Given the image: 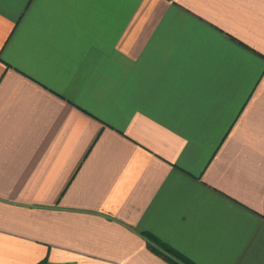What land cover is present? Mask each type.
<instances>
[{"label": "crops", "instance_id": "crops-1", "mask_svg": "<svg viewBox=\"0 0 264 264\" xmlns=\"http://www.w3.org/2000/svg\"><path fill=\"white\" fill-rule=\"evenodd\" d=\"M264 264V0H0V264Z\"/></svg>", "mask_w": 264, "mask_h": 264}, {"label": "trees", "instance_id": "trees-1", "mask_svg": "<svg viewBox=\"0 0 264 264\" xmlns=\"http://www.w3.org/2000/svg\"><path fill=\"white\" fill-rule=\"evenodd\" d=\"M144 235L149 240L150 248L173 264H197L179 251L172 248L170 245L156 238L154 235H151L150 233H144ZM39 264L43 263L41 262Z\"/></svg>", "mask_w": 264, "mask_h": 264}]
</instances>
